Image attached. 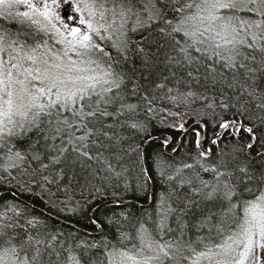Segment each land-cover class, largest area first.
<instances>
[{
	"label": "snow or ice",
	"instance_id": "1",
	"mask_svg": "<svg viewBox=\"0 0 264 264\" xmlns=\"http://www.w3.org/2000/svg\"><path fill=\"white\" fill-rule=\"evenodd\" d=\"M143 31L157 48H138L144 67L162 52L176 80L172 87L169 77L155 84L160 99L188 101L193 94L179 85L184 77L197 79L201 67L213 80L230 75L228 86L245 99L232 105L241 118L220 128L231 125L233 136L246 131L245 147H255V129L264 125V91L257 86L264 79V0H0V182L43 189L58 167L62 174L70 162L92 160L123 174L109 157H138L136 148L123 147V133L145 128L140 104L128 97L147 102V113L157 99L127 68L130 34ZM242 150L234 145L232 153ZM220 155L217 167L201 165L213 173L210 181L177 169L168 179L178 177L176 189L187 194L161 197L151 224L137 221L134 236L102 241L99 257L95 243L54 246L39 233L21 235L22 212L8 205L0 212V264H264V172L230 171L227 153ZM193 204L203 205L196 220L188 219ZM130 238L138 243L122 246Z\"/></svg>",
	"mask_w": 264,
	"mask_h": 264
},
{
	"label": "trees",
	"instance_id": "2",
	"mask_svg": "<svg viewBox=\"0 0 264 264\" xmlns=\"http://www.w3.org/2000/svg\"><path fill=\"white\" fill-rule=\"evenodd\" d=\"M130 37L133 43L128 53L127 68L135 69L144 89L149 93L154 91L157 96L153 101L154 113L145 111L147 102L135 96L128 97L129 103L140 104L139 118L145 128L139 132L125 130L123 147L131 145L138 150L139 156L137 153L125 155L119 162L109 157L116 171L123 172L120 176L107 171L102 160H92L70 162L62 166V174L58 167L49 177L54 182L43 189L35 184L29 188L23 180L21 186H17L16 181L0 182V212L5 211L8 205H15L22 212L17 218L16 228L21 235L26 231L39 233L41 239L54 246L63 243L74 247L85 241L95 243L97 248L92 249V253L99 257L102 241L116 244L122 233L134 236L133 226L137 221L151 224L161 197L173 191H178L181 196L187 194L186 188L176 189L178 177L168 179L169 176L175 177L177 169H183L185 177L199 174L202 179L210 181L213 173L204 171L201 165L208 169L217 167L223 150L227 153L224 159L230 171L238 173L239 167L246 166L255 176L264 172V155H261L264 153V125L256 127L258 139L251 151L245 147L250 142L246 131L233 136L231 125L227 131L220 128L221 123L232 120L234 116L241 118L232 105L243 104L245 98H238L237 90L228 86L231 76H217L213 80L201 67L198 74L194 73L197 79L184 77V82L179 85L182 91L193 94L188 101L177 105L170 100H161V93L155 89V84L169 77L168 86L172 87L176 83L171 79L172 69L164 62L162 52L154 63L144 67L138 48L157 53L153 36L148 31L131 33ZM144 37L149 39L144 40ZM182 76L183 72L177 71V79ZM257 86L264 91V79L258 81ZM144 94L141 92V96ZM243 119L245 124L249 123L246 116ZM204 125L206 138L200 142ZM186 128L188 130L182 134ZM217 133L222 135L218 138ZM210 141V155L201 156V151L208 153L207 143ZM234 145L243 150L233 155ZM185 164L193 167L184 168ZM202 210L203 205L193 204L188 219H198ZM29 221H39V226L33 229ZM171 226L175 227V224ZM53 236L56 240H52ZM136 243L130 238L123 241L122 246L132 248Z\"/></svg>",
	"mask_w": 264,
	"mask_h": 264
},
{
	"label": "water",
	"instance_id": "3",
	"mask_svg": "<svg viewBox=\"0 0 264 264\" xmlns=\"http://www.w3.org/2000/svg\"><path fill=\"white\" fill-rule=\"evenodd\" d=\"M205 138H206V129L205 126H203V135L200 142L204 141ZM208 147H209V151L211 152V146L209 145Z\"/></svg>",
	"mask_w": 264,
	"mask_h": 264
},
{
	"label": "bare ground",
	"instance_id": "4",
	"mask_svg": "<svg viewBox=\"0 0 264 264\" xmlns=\"http://www.w3.org/2000/svg\"><path fill=\"white\" fill-rule=\"evenodd\" d=\"M204 126H205V125H204ZM187 130H188V128L184 129L182 134H184V133H185ZM209 145L211 146V141L207 143V149H208V153H207V155H206V156H209V155H210V153H211V152L209 151V147H208Z\"/></svg>",
	"mask_w": 264,
	"mask_h": 264
}]
</instances>
